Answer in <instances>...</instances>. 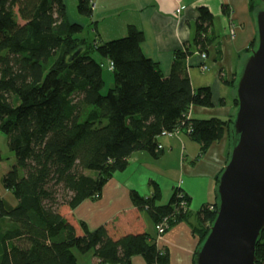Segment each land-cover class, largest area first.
I'll use <instances>...</instances> for the list:
<instances>
[{"label":"trees","instance_id":"obj_1","mask_svg":"<svg viewBox=\"0 0 264 264\" xmlns=\"http://www.w3.org/2000/svg\"><path fill=\"white\" fill-rule=\"evenodd\" d=\"M77 13L91 18L93 0H77ZM198 13L193 43L174 53L165 77L144 56V36L135 27L125 38L97 44L82 37L81 25L70 22L65 0H0V134L7 136L16 158L3 186L17 201L7 209L0 199V264H80L79 258L88 255L99 264H133L135 257L146 264H169L156 236L117 235L108 227L89 231L68 214L98 199L133 155L144 152L158 159L164 133L185 131L202 155L230 133L235 113L226 121L189 119L193 107L213 108L211 89H194L189 76L188 61L195 53L208 55L214 44L215 18L204 7ZM255 47L256 39L247 55ZM104 62L109 69L112 63L114 78L106 95ZM237 75L231 83L221 81L234 90ZM152 188L147 198L133 192L131 201L154 225L169 218L170 229L187 217L190 199L181 189L162 206L160 188ZM198 215L200 246L216 218L217 203ZM256 264H264V232Z\"/></svg>","mask_w":264,"mask_h":264},{"label":"crops","instance_id":"obj_2","mask_svg":"<svg viewBox=\"0 0 264 264\" xmlns=\"http://www.w3.org/2000/svg\"><path fill=\"white\" fill-rule=\"evenodd\" d=\"M202 7L215 18L211 29L214 44L206 62L198 53L188 61L189 76L194 89H211L213 108L193 107L189 119L226 121L236 111L234 90L227 84L236 78L247 57L246 51L256 39L255 15L264 7L261 0H93L91 18L76 20L69 14L68 17L71 23L84 29L90 26L97 44L125 38L130 27L139 29L144 36L141 44L144 56L158 64L163 75L169 77L174 53L195 39L198 9ZM203 64L208 68L206 73L200 70ZM159 145L162 155L158 159L144 152L133 155L125 171L113 175L98 199L84 201L68 217L77 227L85 224L89 231L108 227L117 235L141 232L156 236L155 225L133 206L131 194L150 197L152 184H156L161 191L159 204L164 206L179 188L190 199L189 212L157 240V246L168 254L169 264H194L199 247L197 231L201 227L198 213L217 202V178L229 159L230 133L226 131L224 138L204 155L199 143L185 131L160 137ZM16 206L17 201L6 207ZM79 262L99 264L92 255L79 258ZM133 264L146 263L141 257H135Z\"/></svg>","mask_w":264,"mask_h":264},{"label":"water","instance_id":"obj_3","mask_svg":"<svg viewBox=\"0 0 264 264\" xmlns=\"http://www.w3.org/2000/svg\"><path fill=\"white\" fill-rule=\"evenodd\" d=\"M255 22L256 47L242 64L234 89L238 106L229 159L215 190L217 215L194 264H256L264 232V7L256 11Z\"/></svg>","mask_w":264,"mask_h":264},{"label":"rangeland","instance_id":"obj_4","mask_svg":"<svg viewBox=\"0 0 264 264\" xmlns=\"http://www.w3.org/2000/svg\"><path fill=\"white\" fill-rule=\"evenodd\" d=\"M66 6L70 18L76 20H84L77 13V0H66ZM90 26L87 27L82 35V37L87 38L89 41L93 42L94 37L91 34ZM97 58V57H96ZM103 69V79H104V89L102 90V95H106L110 89L114 86V78L112 71L109 70V63L104 62ZM0 155L3 158V162L0 163V199H2L5 205L8 207L12 205L15 201L12 193H7L3 186V177L11 170L13 166L16 165V158L13 153L10 152L8 148V138L6 135L0 134ZM78 257L80 254L76 253Z\"/></svg>","mask_w":264,"mask_h":264},{"label":"built area","instance_id":"obj_5","mask_svg":"<svg viewBox=\"0 0 264 264\" xmlns=\"http://www.w3.org/2000/svg\"><path fill=\"white\" fill-rule=\"evenodd\" d=\"M208 55L207 54H203L201 55V59L203 62H206L208 60ZM110 71L113 70V65L112 63H110ZM200 70L202 73H206L208 71V68L206 66V64H203L201 67H200ZM180 133V130H177L173 133H164L162 136H176ZM188 133L190 134L191 133V130L189 129L188 130ZM159 150H162V147L159 146ZM179 198H181L182 200L184 199V195L183 194H180L179 195ZM181 207L184 209V210H187V204L186 202L183 200L182 203H181ZM210 210H213V208H210ZM170 219L169 218H165L163 219V221H161L159 224L155 225V231H156V237H157V240L161 239V237L169 230V225H170Z\"/></svg>","mask_w":264,"mask_h":264}]
</instances>
